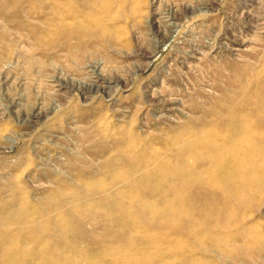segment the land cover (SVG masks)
Wrapping results in <instances>:
<instances>
[{
    "label": "rangeland",
    "instance_id": "1",
    "mask_svg": "<svg viewBox=\"0 0 264 264\" xmlns=\"http://www.w3.org/2000/svg\"><path fill=\"white\" fill-rule=\"evenodd\" d=\"M30 262L264 264V0H0V264Z\"/></svg>",
    "mask_w": 264,
    "mask_h": 264
},
{
    "label": "bare ground",
    "instance_id": "2",
    "mask_svg": "<svg viewBox=\"0 0 264 264\" xmlns=\"http://www.w3.org/2000/svg\"><path fill=\"white\" fill-rule=\"evenodd\" d=\"M234 160V159H233ZM29 264H36L35 262H30Z\"/></svg>",
    "mask_w": 264,
    "mask_h": 264
}]
</instances>
